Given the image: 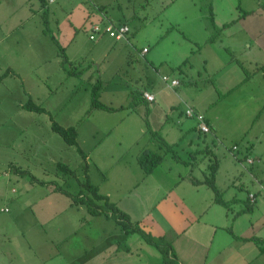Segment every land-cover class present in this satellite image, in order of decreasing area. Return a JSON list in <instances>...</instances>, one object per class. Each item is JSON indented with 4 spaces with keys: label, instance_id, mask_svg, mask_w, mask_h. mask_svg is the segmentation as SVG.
Masks as SVG:
<instances>
[{
    "label": "crops",
    "instance_id": "0c3cea01",
    "mask_svg": "<svg viewBox=\"0 0 264 264\" xmlns=\"http://www.w3.org/2000/svg\"><path fill=\"white\" fill-rule=\"evenodd\" d=\"M48 1L0 0V75L11 71L0 79V97L20 95L13 102L20 110L0 109V205L10 204L2 211L7 214L0 217V264H164L160 251L137 233L138 238L126 233L106 215H90L85 206L72 205L57 190H67L74 179L78 190L67 191L80 192L76 171L75 177L67 179L56 171L58 163L78 162L79 153L51 130L52 121L76 128L77 143L88 165L85 174L80 157L77 165H82L84 177L133 223L163 236L177 264H264V253L248 240L264 238V203L247 201V194L258 188L254 179L264 176V150L262 154L256 149V143L259 146L263 141L264 122L245 140L248 131L238 120L246 105L238 97L253 106L246 105L248 114L264 105V65L257 67L264 60V0ZM71 5L82 16L83 27L100 20L93 12L95 6L131 29L128 43L107 36L90 41L101 52L94 62L100 78L90 96L96 94L99 102L103 95L123 102L112 106L117 107L115 111H107L117 117L113 123L125 124L120 131L105 127L108 120L103 128H82L63 120L68 116L69 79H85L90 65H80L93 50L82 52L76 39L64 46L50 28L51 20L59 21L64 11H74L68 12ZM53 6L59 14L51 12ZM43 20L48 34L43 31ZM144 48L148 49L145 54ZM113 54L119 61L115 71L108 59ZM244 57L256 65L253 76L249 71L245 74L240 62ZM105 61L109 65L103 67ZM76 63L78 67L69 69ZM123 66L121 75L129 81L117 74ZM102 72L108 77L103 84ZM162 76L177 79L179 86L167 89ZM204 81H209L210 89L200 104L194 100L183 104L176 95L181 83L182 97L192 88L203 87V93ZM189 85L194 86L187 89ZM144 94L153 95L154 101H147ZM28 99L47 113L25 110L22 106ZM130 103L134 106L127 108ZM185 105L205 115L211 133H200L195 121L183 115ZM136 113L143 116L136 117ZM257 119L258 115L249 124L251 129ZM232 145L238 146V153L231 152ZM167 147L172 152L165 153ZM161 149L162 163L144 175L138 155ZM193 150L207 154L209 166L217 163L215 186L228 208L214 201L213 191L205 184L194 185L188 179L203 181L207 174L183 172L182 166H192ZM90 154L97 163H90ZM247 157L256 163L245 170L241 164ZM16 168L45 183L19 174Z\"/></svg>",
    "mask_w": 264,
    "mask_h": 264
},
{
    "label": "rangeland",
    "instance_id": "374dc122",
    "mask_svg": "<svg viewBox=\"0 0 264 264\" xmlns=\"http://www.w3.org/2000/svg\"><path fill=\"white\" fill-rule=\"evenodd\" d=\"M71 8H73L74 11ZM67 10H68V12H70V11H73V12L70 14V13H67L64 11V13L61 14L62 17L59 21H57V20H51L50 21L49 25H50V28H51L53 34L57 38L61 37L63 39V44H65L64 46H67L68 44L74 42V40L76 39L78 45L81 47L82 52H84V51L88 52L92 49L93 50L91 53H86L84 55L83 61L80 60V61H82L81 62L82 64L80 66L84 67V66L90 65L89 72H88L87 76L85 77V79L83 80L84 82L83 81L77 82V80H75V79H69V85H68L69 98H68V107L66 109L68 111V116L67 117L64 116L65 118L63 117L64 118L63 120L65 122H68L65 124H76L77 123L79 125H82V128L83 127H89L90 128V127H95V126L103 128V125L105 126V122L108 120V125L110 127L109 126H105V127H107L108 129H111V128H113V126H115V127L119 128V131H120L121 126H123L125 124L117 123L118 121L116 123H113L114 120L117 119V117L113 116L115 114H110L107 111L103 112V111H100V110L93 108V102H92L93 99L90 96V90H91L92 86L95 84L97 77L100 78L99 73L97 71L98 65L94 62H95V58H98L100 56L101 52L97 51V46H95L93 44V42H90V40L88 39L89 36H88L87 31L89 30V27H87V25L86 26L84 25V27L82 26V16L79 14V11L78 10L75 11V7L73 5L68 6ZM54 11H56L55 13H57V14L60 13V11H57L56 6H53L51 8V12H54ZM98 39L99 38H96L95 41L97 42ZM205 53L208 54L207 48H205ZM113 57H114V54L111 56V58L109 57L108 59H110L109 60V62L111 63L110 66L112 68H114V71H115V67L117 66L119 61L114 60ZM108 59H107V61H108ZM107 61H105L103 63V67H104V65H106V63H107V65H109L108 64L109 62H107ZM240 62L243 64V66L245 68V74L246 75L249 74L248 73V71H249L251 73V76H253V74L256 72V65L254 64V62L251 61L250 57H244L243 59L240 60ZM194 64H195V60H194ZM262 65H264V60L262 62H260V64L257 67L261 68ZM78 66H79V63H76L74 65L69 66V69H73V68L78 67ZM111 67L109 68V70L111 69ZM125 69H126V66H123L122 69L117 71L118 76L123 80H127L126 76L123 77L121 75L122 73L125 72ZM203 71H204V69H202V74H203ZM111 73L112 72H107L108 75H110ZM114 74H115V72H114ZM101 78H102V84H103L105 82V81H103L104 80L103 78H108L106 75V72L105 73L102 72ZM127 81H129V80H127ZM184 81L186 82V80H184ZM204 82H205L206 86L204 87L203 93L202 92L200 93V91L203 87H201L200 89H196L194 91L193 88L188 89L190 87H193L194 85H189L187 87L188 91H186V92H188V94L186 96L182 97L181 89H184V87H183V84L181 83V86L176 91V95L180 96L183 104L186 103V104L191 105L192 100L199 103L200 100L205 97L207 90L210 89L209 81H204ZM198 86H199V84H198ZM72 89H74V90H72ZM71 92H73V93H71ZM242 94L244 96V92ZM238 98L243 103H245L247 105V107H249V108L253 107L250 103H248L247 101L242 99V97H238ZM232 99L235 100V98H232ZM13 100H16V101H13ZM19 100H20L19 94H16L13 98H10V99L9 98L5 99V98L0 97V101H2V104H0V109H3L5 112L18 111V110H20V108H18V106H17L18 103L15 106L13 104V102H18ZM100 101L104 102L105 105L106 104L110 105L111 107L112 106H120V104L123 103V102L118 103L121 101H114L113 99H110V97L106 96V95H103L102 100L100 99ZM231 101H233V100H231ZM246 105L243 109H241V116L238 118L239 123L244 124V126H246L245 130L248 131V134H247L245 140H247L248 137H250L251 135H253L255 133V130L258 128L259 124H262L264 122V105L263 104L259 107V109H257L254 113H251V114L247 113ZM114 108H117V107H114ZM216 109H218V107H216L215 110ZM120 115H122V114H116V116H120ZM135 115H136V117H137V115L143 116V113L142 114L136 113ZM257 115L259 116V120L257 119L255 126H253V128L251 129L252 126H250L249 124L250 123L252 124L255 121ZM106 116L108 118H106ZM230 117H231L230 119L232 121H234V115L230 114ZM247 120H250V121L245 122ZM135 123H137V122H135ZM145 127H147V124ZM145 135L148 137L147 134H145ZM145 135H143V137L141 138V142L144 141V139L146 137ZM111 136L112 137L116 136V133L110 135V137ZM138 142H140V139H138ZM255 143L256 142L254 140L253 144H255ZM256 147H257L256 149L259 151L264 150V136H263L262 144L257 146V143H256ZM69 149H70V151H73V148H69ZM161 150L162 151H159V153H161V154H162V152L164 153V149H161ZM257 150H256V152H257ZM170 152H172V151H170ZM261 153L263 154V151H261ZM254 154H257V153L254 152ZM191 155H193V159L191 161L192 166L187 165V164H186V166H182L183 172H189V173L196 175V176L202 175L204 173L207 174L209 171V164H210V161L208 160L209 157L207 156V154H204L203 152H200V151H194L193 150V154H191ZM79 161H80V156L78 158V162ZM78 162H77V160L71 161L69 163L70 164L69 167H71L72 169H75V171L77 173L76 176L79 179V182L83 183L85 180V177H84V173L82 171V165H77ZM94 162L97 163L98 160L95 158L94 154H90V163L92 164ZM178 162L185 164V162L181 161L180 159L178 160ZM81 164H82V161H81ZM134 167H136L135 164H134ZM47 169H49V171H48L49 173L53 172V169H51L49 167H47ZM56 171H57V173L59 172L58 170H56ZM49 173H47V174H49ZM62 175H64V174H62ZM63 177L65 179H67L66 176H63ZM67 190L70 192H76L78 190L76 180L73 179L70 182ZM240 193H241V196H244L245 191L242 190ZM7 194H10V191H7ZM10 196H13V195L11 194ZM240 198H242V197H240ZM1 206H5V207H3L2 209L0 208V211H1L0 214H2L0 217H2L4 214H7V213H2V211L7 210V208L10 207V204L9 203H3L0 205V207ZM133 234H134L133 237L138 238L137 234H135V233H133Z\"/></svg>",
    "mask_w": 264,
    "mask_h": 264
},
{
    "label": "trees",
    "instance_id": "16d2710c",
    "mask_svg": "<svg viewBox=\"0 0 264 264\" xmlns=\"http://www.w3.org/2000/svg\"><path fill=\"white\" fill-rule=\"evenodd\" d=\"M43 22H44L43 31L44 33L48 34L49 28L47 26V22L46 20H43ZM59 54L61 55L62 58L64 57L63 52L59 51ZM10 73L11 71L7 70L5 73L0 75V79H2L3 77L7 76ZM93 89L98 90V87L95 86ZM94 90L93 92H96ZM92 99H93L92 100L93 108H99L109 112L116 110L112 107H108L102 104L101 102H99L97 99V95L94 93ZM132 106H134V104L130 103L127 106V108H130ZM22 107L27 111H33L36 113H42V112L47 113V111L44 108L34 104L30 99H28V101L25 104H23ZM51 130L54 133H56L67 146H72L76 148L83 162V171L86 174L88 169V165L86 163V155L78 146L76 128L73 126H68V127L61 126L56 122L52 121ZM170 151L171 149L167 147L165 153ZM192 159H193V155L189 157V162H191ZM162 161H163V154L152 152L149 150H143L137 157V162L144 175H149L156 167H158L162 163ZM56 168L59 171L60 175L64 174L62 176H66L67 178L75 177V170L69 167V165L67 164L58 163ZM15 170L21 175L29 176V178L40 184L45 183V182L37 181L26 170H20L17 168ZM216 171H217V163L213 161L212 164L209 166V171L203 181H198L192 176H189L188 179L194 185L205 184L213 191L215 195L214 201L228 208L229 203L225 202L221 198L220 193L218 192L215 186L214 179H215ZM80 187L81 190L77 194H71L67 190L62 189L60 187H58L57 190L65 194L67 197H69L72 205L85 206L87 212L90 215L93 216L102 215V214L106 215L110 217L112 220H114L126 233H137L146 243L156 247L160 251L162 255V262L164 264H177L176 256L173 252L172 246L163 236H155L149 231L144 230L140 223H133L125 212L120 210L113 202L110 201L109 197H107L106 195H102L98 192L97 186L91 184L87 176H85V180L83 183L80 182ZM248 240L253 241L257 245V247L259 248V252L261 254L264 253V238H249Z\"/></svg>",
    "mask_w": 264,
    "mask_h": 264
},
{
    "label": "built area",
    "instance_id": "2783aa9c",
    "mask_svg": "<svg viewBox=\"0 0 264 264\" xmlns=\"http://www.w3.org/2000/svg\"><path fill=\"white\" fill-rule=\"evenodd\" d=\"M55 0H49V3H53ZM93 12L99 15L100 20L98 22H93L89 26V40L95 41L96 38H100L103 36H107L115 41H123L128 43L130 41L131 29L127 23L118 22L113 19L107 17L100 9L92 6ZM148 51L147 48L142 50V53L145 54ZM162 82L164 83L167 89H173L178 87L180 81L177 79H172L168 76L161 77ZM144 97L147 101H154L153 95L144 94ZM183 115L188 119H193L197 125V130L202 134L211 133V127L206 121V117L204 114L198 112L193 107L185 105L183 110ZM231 152L238 153V146L232 145L230 147ZM256 163L253 158L247 157L244 162L241 164L242 168L247 170V166H252ZM257 184L256 192H249L247 194V201L249 204H254L257 200H261L264 203V176L261 180L254 179Z\"/></svg>",
    "mask_w": 264,
    "mask_h": 264
}]
</instances>
